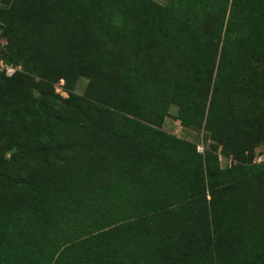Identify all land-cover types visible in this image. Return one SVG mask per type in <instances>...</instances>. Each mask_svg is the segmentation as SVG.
Listing matches in <instances>:
<instances>
[{
	"label": "trees",
	"instance_id": "1",
	"mask_svg": "<svg viewBox=\"0 0 264 264\" xmlns=\"http://www.w3.org/2000/svg\"><path fill=\"white\" fill-rule=\"evenodd\" d=\"M75 3L0 8L2 56L22 67L0 72V264H227L245 213L264 229V0ZM170 105L184 135L163 128ZM247 174L221 219L217 188Z\"/></svg>",
	"mask_w": 264,
	"mask_h": 264
},
{
	"label": "rangeland",
	"instance_id": "2",
	"mask_svg": "<svg viewBox=\"0 0 264 264\" xmlns=\"http://www.w3.org/2000/svg\"><path fill=\"white\" fill-rule=\"evenodd\" d=\"M55 1V4L57 7L61 8L63 7L64 9H71L72 6H75V0H35V3L37 5L44 7L43 11L49 10V6H51V3ZM81 13L79 14L78 17H81ZM69 17V16H68ZM69 17V21H70ZM0 33L1 36L6 38V36L2 33V29L0 28ZM7 42V39H6ZM44 42L39 41L35 43L36 49L40 47ZM88 67H85L81 64H77L73 68V73L75 75L74 78V89L77 90L80 93H84L85 87L89 81L88 78ZM64 85V80L60 79L58 82L54 84L55 86V91H56V86L60 87ZM64 97L68 95L67 91L62 88V94H60ZM176 112H177V106L175 105H170L167 113L165 115V120L163 124V128L171 133H174L176 136L184 135V130L182 129L179 120L176 118ZM191 139L197 138L199 141H201L205 145V149L209 146V144L214 143L215 141L210 137L209 131H207L204 128H190V132L187 134ZM220 151V148L216 151L218 153ZM264 161V146L259 143L256 145L253 149L252 152V161L250 164L252 165H259ZM235 161H233L234 163ZM232 163V164H233ZM227 163L222 160V162L219 161V166L220 168H225L227 167ZM249 174L240 176L239 178L232 180V181H227L225 183L221 182L223 180L217 179V182H221L222 184L217 188L219 191L217 192V196L215 199V202L219 203V215L221 219L227 220L228 222H233L234 217L236 216L235 214H230L228 212V208L231 205V200L233 198H237L240 196V194H244L246 192H249L251 190L252 182L251 178H249ZM216 181V180H215ZM255 188L256 186L253 185ZM207 194H209V191L207 190ZM207 206L208 209L206 210L208 218L211 217V211L212 206H211V201H210V196L207 195ZM240 219V218H239ZM244 221L249 222L252 226L253 229L250 226L243 227L237 230H232L229 232L228 240L230 241V244L234 248V255L232 257L228 258L227 264H246L247 263V251L248 249L256 244L257 242H260L262 251L264 250V229L260 228L259 226L256 225L255 221V215L251 212L245 213L244 214ZM235 225V223H234ZM256 235V236H255ZM225 245H229V242H225ZM251 245V246H250ZM246 257V258H244Z\"/></svg>",
	"mask_w": 264,
	"mask_h": 264
},
{
	"label": "built area",
	"instance_id": "3",
	"mask_svg": "<svg viewBox=\"0 0 264 264\" xmlns=\"http://www.w3.org/2000/svg\"><path fill=\"white\" fill-rule=\"evenodd\" d=\"M13 0H0V8L6 7L10 2ZM6 38L1 36L0 33V72L4 73L6 76H11L13 73L17 71H21L22 67L21 65L14 64L12 62H7L3 56L2 52L6 48ZM56 92L59 94H62V86L58 87L56 86ZM196 150L199 153H203L205 150V145L202 142L196 143ZM218 160L222 162L224 160L225 163H227V166H230L233 163V159L231 157H225L222 155L220 151L217 153Z\"/></svg>",
	"mask_w": 264,
	"mask_h": 264
}]
</instances>
